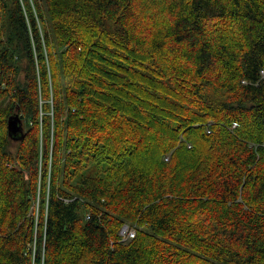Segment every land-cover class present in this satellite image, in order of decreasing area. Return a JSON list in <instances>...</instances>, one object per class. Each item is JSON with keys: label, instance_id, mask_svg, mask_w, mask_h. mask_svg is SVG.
<instances>
[{"label": "trees", "instance_id": "1", "mask_svg": "<svg viewBox=\"0 0 264 264\" xmlns=\"http://www.w3.org/2000/svg\"><path fill=\"white\" fill-rule=\"evenodd\" d=\"M37 194L44 264H264V0H0V264Z\"/></svg>", "mask_w": 264, "mask_h": 264}, {"label": "rangeland", "instance_id": "2", "mask_svg": "<svg viewBox=\"0 0 264 264\" xmlns=\"http://www.w3.org/2000/svg\"><path fill=\"white\" fill-rule=\"evenodd\" d=\"M35 201H36V199H35ZM35 201L33 202L32 206L30 207V212H31V215H32L33 220H34L33 237H32V242L30 244V248H31L30 249L31 250L30 258H31V263L36 264L35 256L38 253H40L41 264H44L45 252H44L43 247H42V249L39 248L38 230H37V222L39 220L40 213H41V204L36 203ZM126 224L129 225L128 223H126Z\"/></svg>", "mask_w": 264, "mask_h": 264}, {"label": "water", "instance_id": "3", "mask_svg": "<svg viewBox=\"0 0 264 264\" xmlns=\"http://www.w3.org/2000/svg\"><path fill=\"white\" fill-rule=\"evenodd\" d=\"M7 133L13 140L21 139L24 135L23 121L19 114H14L8 117Z\"/></svg>", "mask_w": 264, "mask_h": 264}, {"label": "built area", "instance_id": "4", "mask_svg": "<svg viewBox=\"0 0 264 264\" xmlns=\"http://www.w3.org/2000/svg\"><path fill=\"white\" fill-rule=\"evenodd\" d=\"M47 201H48V196L46 197V207H47ZM35 202L40 203L38 195H37ZM119 234H120L122 240L126 241V240H129L135 236V229L130 225L124 224L121 226V228L119 230ZM43 244H44V242H43ZM43 249H44V247H43Z\"/></svg>", "mask_w": 264, "mask_h": 264}]
</instances>
